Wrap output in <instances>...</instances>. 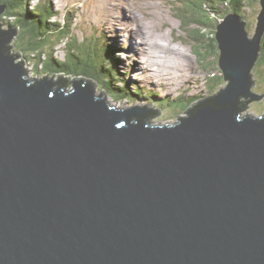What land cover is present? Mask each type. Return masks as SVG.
<instances>
[{
    "label": "water",
    "instance_id": "obj_1",
    "mask_svg": "<svg viewBox=\"0 0 264 264\" xmlns=\"http://www.w3.org/2000/svg\"><path fill=\"white\" fill-rule=\"evenodd\" d=\"M258 1L219 24L223 89L176 125L158 107L180 95L128 78L115 101L85 75L68 91L0 29V264H264V114L240 109L264 98Z\"/></svg>",
    "mask_w": 264,
    "mask_h": 264
},
{
    "label": "trees",
    "instance_id": "obj_2",
    "mask_svg": "<svg viewBox=\"0 0 264 264\" xmlns=\"http://www.w3.org/2000/svg\"><path fill=\"white\" fill-rule=\"evenodd\" d=\"M32 1L34 0H0V6H5L6 8L5 13L0 17V29L2 30L1 23L4 21L6 26L14 27L19 31V42L15 48L17 47V50H19L21 58L19 59L16 51L12 50L11 53L15 57H18L19 61H23L22 58H27L30 62L32 61V69L36 78L41 75L46 76L43 75L44 73L58 74L61 86L68 89L72 82L80 80L79 76L85 75L92 80L94 79L100 88L102 87L101 85L105 84L110 97L115 101H117L115 98H118L119 101L131 103L132 101L126 90V77L121 74L119 60L115 57L113 46L107 40H103L95 31L90 38H85L86 44L96 49L93 54H98L102 61V63L91 64L92 62L90 63L89 59L91 53L86 52L85 47L80 46L74 40L71 32L72 22L70 21L73 19L72 15L68 14L65 16L67 21L63 25L58 20H53L56 12L53 11L54 9L49 0H37L38 2L34 6L32 5ZM190 1L185 4V11L179 12L180 8L177 11L185 34L180 35L174 28L173 31L177 35L178 40L191 44L197 51L201 68L205 70L207 77L210 74H213V76L207 78L209 81L205 84L210 95L204 97L195 95L194 98L189 96L186 98L183 93L174 103H160L158 109L163 107L161 110L169 112V116L173 114L171 117L174 118L182 115L183 112L189 113L191 108L193 109L196 106L212 103L214 97L219 95L223 89V81L225 80L219 68L220 51L216 37L220 24L219 21L225 18L226 15L219 8L215 14V12L210 11V7L217 6L221 1H228V6L233 7L234 12L245 20V11L251 12L254 9L253 2H260L258 0H210L211 4H209L207 0V2L198 0V3ZM254 11L256 12L257 10L254 9ZM246 29L249 36H252L249 33V24H247ZM56 38L68 39L67 52L63 59L60 58L58 50L55 47L58 44ZM262 49V59H264V38ZM260 72H262L260 76H264V69ZM64 75L73 76L74 79L69 80ZM252 80L253 85L256 86L255 69L252 72ZM261 90L262 87L257 85V89L252 91L258 95H262L264 90ZM241 100L240 109L241 111H245L243 109H247L250 106L249 101L246 98ZM171 107L172 110L170 111ZM259 114H261L260 116L264 114V108H261ZM180 121L178 120L173 124L176 125Z\"/></svg>",
    "mask_w": 264,
    "mask_h": 264
},
{
    "label": "rangeland",
    "instance_id": "obj_3",
    "mask_svg": "<svg viewBox=\"0 0 264 264\" xmlns=\"http://www.w3.org/2000/svg\"><path fill=\"white\" fill-rule=\"evenodd\" d=\"M109 1L111 2V6L110 5L109 6L113 8V11H115V8L117 9V8L122 7L124 14H128L131 16L133 14H135V20L133 21V23H123V25L121 26V28H123L125 30L124 31L125 33H123V35H122L123 37L125 36V38L129 37V34L127 33V29L132 28V30H134L133 28H135V27L132 24H135V26H137L136 25L137 20L139 22L143 21V24H144L143 29L141 28L138 32L139 35L141 36V38L142 37L144 38L143 32H144L145 28H148L147 34L149 35V38L151 36L150 39H153L155 37V33L158 32V29L161 28L162 26H165V25L177 30L180 35L185 34V30L183 29L181 20L179 18V15L177 14V11L179 10V8H180L179 12L185 11L186 7L183 6V0H152L150 2H148L146 0H130V3L133 4V7H131L129 4H127L125 10H124L123 3H122V5H120L119 3L115 4L114 0H109ZM50 2H51V6L53 7V9L56 8L53 10L54 12H56V14H54V16H53V20L55 21V19H56V20H58V22H61L64 24L65 23V16H67L68 14L72 15L73 19L70 21L72 22L71 32L73 34L74 40L76 42H78L80 46L85 47L86 52L91 53V54L94 53L95 52L94 47L86 44L85 38H90L94 31L99 35L104 33L101 30V26H102L101 25V19H102V21H104L103 20V14L104 13L102 11V8L104 6L103 0H93L92 2L89 1L86 4L78 3V2H67V0H50ZM36 3H37V1H35V0L32 1L33 6ZM222 4L223 3L220 2V4H217V6L215 5V7H210V11L215 12V14H216L218 12L217 9L219 8L220 11L224 12ZM109 6H108V8H109ZM92 7H94V8H92ZM96 7L99 8L98 12L95 11ZM104 9H105V7H104ZM105 14H109L107 10H106ZM245 16H246L245 21L250 19V12L245 11ZM105 24L111 25V24H108L106 21H105ZM1 26H2V29L14 30V27L11 28V27L6 26L4 21H2ZM93 26L96 28L95 30L92 29ZM18 32L16 31V34L14 35V37H12L10 44H11L12 50L16 51V53L19 55V59H20L21 54L18 52L19 50H17V47L15 48V46L19 42L18 41V35H19ZM169 32H170V37H171L172 32L171 31H169ZM164 33H162V34H164ZM111 35L112 34L105 36L108 43H110V44L116 43L114 40L110 39V38H113V35L112 36ZM122 36L121 37L114 36L113 39H115L117 42H119L121 44L122 43ZM56 39L58 40V44L57 45L55 44L56 46L55 45L54 46L58 50V55L60 56V58L63 59V56L66 54L65 51L68 47L67 46L69 43V42H67L68 39H64V40L61 38H56ZM60 40H62V41H60ZM120 46L123 47L122 45H120ZM179 47H180L179 49H181V51H182V48H183L182 44H179ZM149 49L151 52H153V50L160 52L159 48H157L153 42L151 45H149ZM185 49H187V52L189 54L185 53V56H184V54L182 56L184 57V59H185L184 61L186 62V64L189 66V67H187L189 69L188 74H186L182 77H179V75H176L174 73L166 74V75H164V74H162V75H160V74L156 75L155 74L154 75L152 73L153 72L152 70L151 71L148 70L149 69L148 62L151 63L150 58L147 57V59H146L147 62L145 61V63L141 64L140 67L138 68L136 66H138L140 64V60L137 56H135L134 57L135 60H132L130 58L131 59V61L129 62L130 67L128 68L129 70L126 72L127 73L126 74L127 79L128 78L134 79V80L138 79V80L143 81L144 83H148L150 85H153V87L158 89L159 92H162L159 95V96H162V99L168 95H171V96H173V98H176L177 96H179L185 92H187L186 95H188V96H189V93L192 95H194L193 93H195L196 96H203V97L206 96L207 95V89H206L205 84H207V82L209 81L207 78L211 77V74L207 77V74H206L205 70L201 68V64L199 61H198V63H199L198 66L196 65V62H195L196 57L195 56L198 57V55H197V51L193 48L192 45L186 46ZM128 50L131 53V50L128 48H126L124 51L127 52ZM91 54H90L89 58L91 57ZM34 57H36V56H34ZM22 59L26 64L25 67L27 68L28 72H30L32 75L35 76L33 69H32L33 68V66H32L33 62L32 61L30 62V60H28L27 58H22ZM144 60H142V61H144ZM124 64H125V60H124ZM131 67H136V69L131 70L130 69ZM150 67H151V69L153 68L152 65ZM121 69L122 68H120V70ZM125 69L126 68L123 66V70H125ZM262 69H264V59H262V56H261L259 64L255 68L256 86L253 87L255 89H257V85H259V87H262V90H264V85H263L264 84V76H260L262 74V72H260V71H262ZM158 71L161 72L162 70L158 69ZM139 73H146V75L142 76ZM43 75L54 76L51 73H44ZM57 75L58 74H55V76H57ZM40 77H43V76L41 75ZM97 85L99 86V84H97ZM101 86L104 89L107 88L105 86V84L101 85ZM262 104H264V98H262L261 100H257V101L250 103L249 104L250 109L247 111V113H252L253 116H258V115L260 116L261 114H259V113L261 112ZM159 110L171 121L172 124L177 122L180 119L178 116L175 118L171 117L173 114H170V116H169V112H167V111H163L161 109H159ZM169 110L171 111L172 107ZM188 114L189 113L183 112L181 116H183L185 118V117H187Z\"/></svg>",
    "mask_w": 264,
    "mask_h": 264
},
{
    "label": "bare ground",
    "instance_id": "obj_4",
    "mask_svg": "<svg viewBox=\"0 0 264 264\" xmlns=\"http://www.w3.org/2000/svg\"><path fill=\"white\" fill-rule=\"evenodd\" d=\"M103 1H106V3L108 4L107 7H105V9L108 11L109 14H105L106 10L104 8H102V11L104 12L103 14V20H104V25H105V28H101V30L106 33L107 35L109 34H112L113 35V38L114 36L116 37H121L123 35V33H125L124 29L121 28V26L123 25V23H133V21L135 20V14H133L132 16L131 15H128V14H124V18H128L127 20H124L122 21L120 19V17H117L119 20H114L110 17V15L113 14V8L110 7L111 6V2L109 0H103ZM129 1V0H128ZM148 2L152 1V0H146ZM96 4V3H95ZM110 5V6H109ZM124 5V10L126 8V3H123ZM109 6V8H108ZM94 8V7H92ZM111 13V14H110ZM98 16V15H97ZM137 18V17H136ZM102 20V19H101ZM67 19L65 17V23H66ZM105 21L108 23V24H111V25H107L105 24ZM64 23V24H65ZM63 24V25H64ZM136 25L135 28H133L134 30L131 29H127V33L129 34V37L128 38H125V36L123 37L122 36V43L121 45L123 46L124 49L128 48L131 50V53L130 51L128 50L127 52L125 51H122L121 55L125 58V64L128 66V68L130 67L129 66V62L131 61L132 58H134L135 56H137L140 60V64L136 67H140L141 64H144L146 59H147V56L148 55H151L150 53L152 54H155V55H162L161 52H158V51H154L151 52L150 49H149V45L152 44V41H151V36L149 38V35L147 34V30L148 28H145L144 32H143V35H144V38L139 35V30L143 27H144V24H143V21L139 22L138 20L136 21ZM159 30H162V28H159ZM171 30H167L164 34H160V36L162 37H165L166 39H171L170 37V32ZM172 32V31H171ZM173 34V32H172ZM156 35V33H155ZM156 37V36H155ZM110 42V41H109ZM159 42V41H158ZM178 43V44H177ZM108 44V43H107ZM110 44V43H109ZM163 42L160 43L161 46H163L164 44L168 45V46H163V48H168V49H178L180 50L181 53H179L178 55L181 56V60H185L184 57L182 56L183 53H184V56H185V53H188L187 52V49H183L182 48V51L181 49H179V42L176 41V44L175 45H170V44H167V43H164L163 45ZM111 45V44H110ZM157 47V46H156ZM158 48V47H157ZM189 54V53H188ZM130 55V58L128 57ZM175 54H170V55H166L165 57H172L174 56ZM141 58H145L144 61L141 60ZM183 58V59H182ZM162 59H167V58H162ZM133 60V59H132ZM160 60H158L157 62H159ZM147 62V61H146ZM185 62V61H184ZM149 64V62H148ZM184 65V64H182ZM136 67H131L130 69H136ZM182 68H186V67H182ZM187 71V70H186ZM154 74L158 75V74H171V73H174V74H177V71L176 70H173V69H170V70H167V71H161V73H158L157 71L154 70L153 72ZM127 74V73H126ZM143 75V73H142Z\"/></svg>",
    "mask_w": 264,
    "mask_h": 264
}]
</instances>
